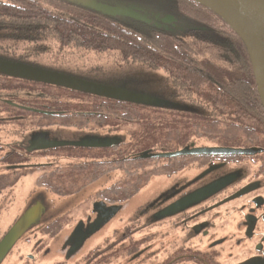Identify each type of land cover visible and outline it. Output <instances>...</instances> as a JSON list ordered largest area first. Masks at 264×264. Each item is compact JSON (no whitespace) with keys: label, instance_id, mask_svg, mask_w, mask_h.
Returning <instances> with one entry per match:
<instances>
[{"label":"trees","instance_id":"trees-1","mask_svg":"<svg viewBox=\"0 0 264 264\" xmlns=\"http://www.w3.org/2000/svg\"><path fill=\"white\" fill-rule=\"evenodd\" d=\"M67 1L55 12L35 0H0V58L78 79L71 61L114 53L123 62L162 70L171 95L202 112L159 110L0 72V128L20 138L1 159L8 166L0 174V191L30 166L28 156L45 152L33 143L45 140L51 128L71 132L63 146L53 148L71 161L43 164L49 169L37 184L65 197L117 175L96 193L100 211L120 210L153 177L191 167H238L251 159L264 176V111L244 44L227 20L198 0H94L118 9L116 15L83 0ZM77 138L101 146H76ZM206 145L257 152L157 157Z\"/></svg>","mask_w":264,"mask_h":264},{"label":"rangeland","instance_id":"rangeland-1","mask_svg":"<svg viewBox=\"0 0 264 264\" xmlns=\"http://www.w3.org/2000/svg\"><path fill=\"white\" fill-rule=\"evenodd\" d=\"M35 1L44 9L55 12H59L61 7L69 4L67 0ZM83 2L113 15L119 12L115 8L100 6L94 0H83ZM0 62L7 61L5 58H0ZM70 64L76 65V69H79L78 79H74L122 93L130 101L140 105L176 113L200 115L198 113L202 112V108L171 95V84L160 69L123 62L114 53L100 54V56L88 53L84 60L71 61ZM70 136L71 132L67 129L51 128L46 133L45 140L62 142L73 137ZM12 140L19 141L20 138L16 134L9 133L6 128H0V174L7 173V162L1 159L6 155L7 147ZM44 151L28 156L25 164L30 166L21 169V174L13 185L0 191V239L27 209L34 205H38L40 209L38 220L26 230L3 264L25 263L29 255L36 257L32 264H66L61 245L68 228L76 222L86 221L87 217L93 215L96 193L110 185L117 177V175L104 176L87 185L80 192L58 197L40 187L37 178L49 169L43 164L51 161L64 164L71 160L62 157L53 148ZM253 161L244 160L246 164L244 168L251 174H254L258 168ZM199 170L191 167L170 177H153L116 214L85 240L77 255L78 258L85 260L86 256L97 249H100V264H161L165 258H170L172 252L180 246L182 232L171 220L169 223L156 221L150 224L151 208L158 198L171 192L175 187L194 181L204 183L224 173L221 169H217L198 179ZM233 201L225 208L231 210L245 203V199ZM166 203L167 199L159 201L154 208L162 207ZM223 223L225 224L214 227L216 238L226 237L227 240L224 246L217 247V250L221 251L218 253L219 263L237 264L247 256L245 248L250 246V243L242 246L235 243L236 238L240 236L237 232L240 221L236 214ZM204 245L205 240H201L198 248L195 243L190 246L203 250Z\"/></svg>","mask_w":264,"mask_h":264},{"label":"flooded vegetation","instance_id":"flooded-vegetation-1","mask_svg":"<svg viewBox=\"0 0 264 264\" xmlns=\"http://www.w3.org/2000/svg\"><path fill=\"white\" fill-rule=\"evenodd\" d=\"M40 140L44 139L35 141L39 145L35 146L34 144L37 149L41 146ZM75 144L91 145L97 143L78 139ZM240 164L241 166L234 167L219 163L200 169L198 179L217 169H221L224 173L204 183L194 181L175 187L171 192L158 198L156 203L152 205L150 224L156 221L169 223L171 220L173 224H177L182 232L179 248L172 252L170 258H165L161 264H220L218 253L221 251H218L217 247L224 246L227 240L226 237L216 238L214 227L218 224H225L223 222H227V219L233 214H236L240 221L237 226V232L240 233V236L236 238L235 243L241 246L250 243V246L245 248L247 256L237 264H242L251 259L264 262V176L257 174V171L252 173V176L248 169L244 168L245 162ZM244 188H248L247 193L233 200L245 199V203L240 207L231 208V210L225 208L233 201L228 199ZM166 199L165 205L154 208L159 204V201H166ZM105 212V210L100 211V208H95L93 215L87 217L86 221L76 222L68 228V233L61 245L66 264H100V249L86 256L85 260L79 259L80 257L78 258L77 255L80 253L85 240L100 228V220L102 223L106 220ZM39 215L38 205L30 207L1 237L0 242L13 230L23 225L18 237L0 256V264L5 262L13 247L23 237L26 230L38 220ZM201 240H205L203 250L191 248L190 245L193 243L198 248ZM18 259L23 261L20 257ZM35 259V256L29 255L27 261L22 264H32Z\"/></svg>","mask_w":264,"mask_h":264},{"label":"water","instance_id":"water-1","mask_svg":"<svg viewBox=\"0 0 264 264\" xmlns=\"http://www.w3.org/2000/svg\"><path fill=\"white\" fill-rule=\"evenodd\" d=\"M82 1V0H81ZM208 6L210 9L222 16L232 26L235 32L241 38L246 49L255 86L260 100V104L264 111V0H198ZM122 14H127L125 11H120ZM239 25V28L236 25ZM0 72L19 76L39 82L49 83L56 86H61L68 89L82 91L91 94L109 96L114 98H128L122 93L101 87L96 84L84 82L64 75L35 69L32 67L0 62ZM41 146L39 149H51L63 146L62 142H52L40 140ZM37 142L33 143L36 144ZM76 146H90L100 147V144H75ZM108 146V145H107ZM257 151L251 149H235L225 147H195L191 149H182L175 152H168L157 155L159 158H174L179 156H213V157H227V156H249L255 154ZM248 188H244L236 193L228 200H233L247 193ZM227 201V200H226ZM173 208V207H171ZM119 207L108 208L105 211L106 220L102 223L100 220V227L107 222L117 211ZM23 225L9 233L0 242V256L6 252L14 240L18 237ZM242 264H264L258 259H251Z\"/></svg>","mask_w":264,"mask_h":264},{"label":"bare ground","instance_id":"bare-ground-1","mask_svg":"<svg viewBox=\"0 0 264 264\" xmlns=\"http://www.w3.org/2000/svg\"><path fill=\"white\" fill-rule=\"evenodd\" d=\"M236 27L239 28V25L237 24ZM261 31L264 32V30H261Z\"/></svg>","mask_w":264,"mask_h":264}]
</instances>
